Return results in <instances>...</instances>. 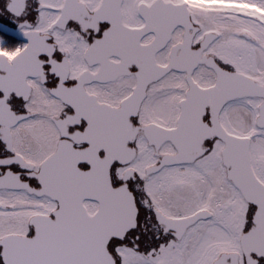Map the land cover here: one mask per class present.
Segmentation results:
<instances>
[{
    "label": "snow or ice",
    "instance_id": "obj_1",
    "mask_svg": "<svg viewBox=\"0 0 264 264\" xmlns=\"http://www.w3.org/2000/svg\"><path fill=\"white\" fill-rule=\"evenodd\" d=\"M0 264H264V0H3Z\"/></svg>",
    "mask_w": 264,
    "mask_h": 264
},
{
    "label": "flooded vegetation",
    "instance_id": "obj_2",
    "mask_svg": "<svg viewBox=\"0 0 264 264\" xmlns=\"http://www.w3.org/2000/svg\"><path fill=\"white\" fill-rule=\"evenodd\" d=\"M2 3H3V0H0V5H2Z\"/></svg>",
    "mask_w": 264,
    "mask_h": 264
}]
</instances>
